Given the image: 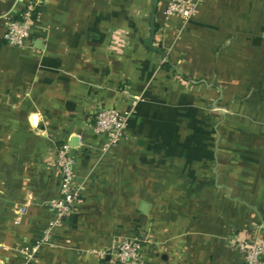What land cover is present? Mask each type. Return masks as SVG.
Returning a JSON list of instances; mask_svg holds the SVG:
<instances>
[{
    "label": "crops",
    "instance_id": "obj_1",
    "mask_svg": "<svg viewBox=\"0 0 264 264\" xmlns=\"http://www.w3.org/2000/svg\"><path fill=\"white\" fill-rule=\"evenodd\" d=\"M32 1L29 42L6 45ZM167 1L162 62L152 0H0V264H114L133 237L134 264H243L239 243L264 244V0H190L185 23ZM103 109L132 113L102 157ZM64 143L81 201L26 262L55 216Z\"/></svg>",
    "mask_w": 264,
    "mask_h": 264
},
{
    "label": "built area",
    "instance_id": "obj_2",
    "mask_svg": "<svg viewBox=\"0 0 264 264\" xmlns=\"http://www.w3.org/2000/svg\"><path fill=\"white\" fill-rule=\"evenodd\" d=\"M39 5L38 1L30 2L21 14L19 20L9 19L5 26L3 41L6 45L23 48L31 37L33 27V11ZM165 19L178 17L183 23L195 15V3L190 0H168L163 12ZM132 111L118 112L114 109H103L94 116L93 133L103 137L100 155L103 157L118 145L124 135L125 126ZM75 147L64 143L55 148V167L59 174L60 191L58 199L52 204L55 216L48 222L41 236L35 241L26 255V262L30 261L44 247H52L53 231L64 220L74 215L77 205L81 201L83 185L77 183L74 174ZM23 210H19V214ZM15 225L19 220H15ZM142 240L139 237L122 239L116 242L109 256L114 264H134L139 261ZM242 254L243 264H261L264 256V244L257 240H246L237 245ZM101 256H104L102 254Z\"/></svg>",
    "mask_w": 264,
    "mask_h": 264
},
{
    "label": "water",
    "instance_id": "obj_3",
    "mask_svg": "<svg viewBox=\"0 0 264 264\" xmlns=\"http://www.w3.org/2000/svg\"><path fill=\"white\" fill-rule=\"evenodd\" d=\"M158 3L159 0H152L151 11L149 14V21H148V40L146 43V47L148 48L149 51L157 54L162 62H166L167 54L161 49L155 48L153 46V40L155 36V14L157 11Z\"/></svg>",
    "mask_w": 264,
    "mask_h": 264
},
{
    "label": "trees",
    "instance_id": "obj_4",
    "mask_svg": "<svg viewBox=\"0 0 264 264\" xmlns=\"http://www.w3.org/2000/svg\"><path fill=\"white\" fill-rule=\"evenodd\" d=\"M159 2H160V0H159ZM36 11H37V9H35L34 11H33V19H34V15L36 14ZM23 13V12H22ZM21 13V14H22ZM21 14H19V16L15 19V20H19L20 19V17H21ZM157 30H158V25L157 24H155V34L157 33ZM162 67H163V69H165V70H169V68H170V65L168 64V63H163L162 64Z\"/></svg>",
    "mask_w": 264,
    "mask_h": 264
}]
</instances>
